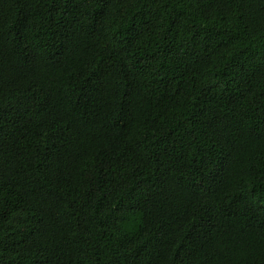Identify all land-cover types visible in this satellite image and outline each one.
Masks as SVG:
<instances>
[{"label":"trees","instance_id":"16d2710c","mask_svg":"<svg viewBox=\"0 0 264 264\" xmlns=\"http://www.w3.org/2000/svg\"><path fill=\"white\" fill-rule=\"evenodd\" d=\"M0 264H264V0H0Z\"/></svg>","mask_w":264,"mask_h":264}]
</instances>
